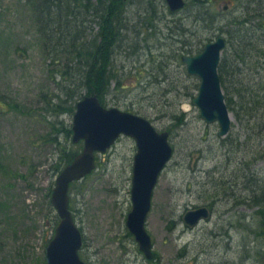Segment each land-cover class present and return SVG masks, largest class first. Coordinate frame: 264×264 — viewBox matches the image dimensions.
<instances>
[{
	"label": "rangeland",
	"instance_id": "obj_1",
	"mask_svg": "<svg viewBox=\"0 0 264 264\" xmlns=\"http://www.w3.org/2000/svg\"><path fill=\"white\" fill-rule=\"evenodd\" d=\"M219 1L215 6L221 22L218 28L224 33L217 27L197 32L191 23L183 29L184 36L196 33L195 38H185L193 45L205 37L222 36L226 46L221 58L226 61H235V50L247 56L249 68L237 71L235 62L229 68L237 72L235 84L240 81L242 85L224 84L232 137L225 140L219 136L217 123L203 122L191 104L198 79L184 74L175 62L168 61L166 80L161 79L158 87L112 92L106 107L131 111L148 119L158 131H169L174 153L159 176L145 221L152 242L151 261L139 252L125 227L131 209L133 140L120 137L97 157L95 170L75 182L70 189L71 209L82 232L79 255L85 264H264V223L254 214L255 206L245 205L251 197L249 187L264 179V126L259 127L252 110L245 112L238 96L254 94L260 100L264 96V63L256 62V55L264 51L259 40L264 34L260 25L264 0ZM224 6L228 9L223 10ZM33 18L26 0H0V264H45L56 215L48 204L49 190L56 178L59 152L68 142L62 130L71 126L73 116L63 112L68 104L63 103L55 114L45 105L52 93L63 100L65 96L49 77L53 69L42 55ZM159 18L158 27L171 38L175 29L165 30L164 23L172 27V22L188 16L167 11ZM243 21L238 31L231 29ZM233 35L242 37V44ZM165 42L160 39L161 44ZM138 61L137 66L145 62ZM133 62L120 55L124 87L129 85L124 75L132 71ZM236 139L241 148L234 146ZM68 146L74 149L75 145ZM231 183L239 184L237 191L231 190ZM259 184V192H264V183ZM231 193L233 202L225 201ZM203 206H208L211 217L193 228L185 227L182 216Z\"/></svg>",
	"mask_w": 264,
	"mask_h": 264
},
{
	"label": "trees",
	"instance_id": "obj_2",
	"mask_svg": "<svg viewBox=\"0 0 264 264\" xmlns=\"http://www.w3.org/2000/svg\"><path fill=\"white\" fill-rule=\"evenodd\" d=\"M219 3V0H187L183 10L171 13L164 0H26V4L30 6L31 13L34 15L42 55L53 69L49 77L65 96L63 100L59 94L52 93L50 99L45 101V105H50L51 111L55 114L62 109L63 103L68 104L67 108H63V112L72 115L75 103L86 96H95L100 104L106 107L107 97L114 91L158 87L162 82L161 79L166 80L168 61L175 62L180 65L179 67L184 68L181 57L200 53L206 42H210L216 36L215 34L212 37L202 38L193 45L191 42H186L185 38L189 39L193 36L195 38L196 33L184 36L183 26L191 23L197 32L217 27V31L224 33L222 28H218L221 22L218 20L215 6ZM247 5V2L243 3L244 7ZM167 11L173 15L188 16L187 20L183 18L172 22V27L169 26L170 22L164 23L165 30L175 29L172 31L171 38L163 34L162 27H158V23L162 21L159 15ZM260 17V25L264 27V13ZM245 23L246 21L240 22L231 29L238 31ZM232 37L242 44V37L236 35ZM160 39L166 40L165 44H161ZM259 40L261 46H264V34L259 36ZM156 41L159 43H154ZM194 49L195 52H193ZM236 52L238 50H235L236 55H233L237 65L248 64L246 54L239 55ZM120 55H123L126 61H134L130 67L132 71L124 75L129 83L126 87L122 85L119 76V72L125 70L124 64H118ZM256 56L257 63L260 61L264 63V51H259ZM139 58L145 60L140 64L142 66L136 64ZM235 61L220 59L218 75L223 93L224 84L227 82L237 86L242 85L240 81H236L235 84L233 78L237 72L229 69ZM138 67H142L143 71ZM184 74H186L185 68ZM242 94L238 96L243 106H246L245 112L252 110L255 121L259 122L260 128H263L264 110L260 106H264V96H261L260 100L254 97V94H249L248 97ZM226 97L227 94L224 93L226 106L229 108ZM56 99L59 101L58 104H52ZM244 129L249 135L247 129L245 127ZM62 131L68 142L59 152V163L55 166L54 176H57L81 149L80 143L75 146L71 143L70 125ZM70 143L74 149L67 147ZM260 182L264 183V179L261 178ZM258 183L255 184V191L254 186L249 187L251 197L247 198L245 205L255 206L257 210L254 214L264 223V192H259L261 184L258 186ZM74 186H76L75 182L70 185V189ZM48 204L52 213V206L50 202ZM71 206L70 197V209ZM57 222L58 218L55 215L52 233ZM254 233L261 235L260 232Z\"/></svg>",
	"mask_w": 264,
	"mask_h": 264
},
{
	"label": "water",
	"instance_id": "obj_3",
	"mask_svg": "<svg viewBox=\"0 0 264 264\" xmlns=\"http://www.w3.org/2000/svg\"><path fill=\"white\" fill-rule=\"evenodd\" d=\"M164 1L171 12L179 11L185 5V0ZM224 46V39L217 37L207 43L198 55L181 58L187 74L199 80L197 94L191 104L206 124L218 123L220 136L226 135L231 125L217 72ZM71 131V142L81 141L83 147L55 180L51 204L59 222L45 249L46 264H84L78 254L82 235L69 211V186L90 174L95 168L96 154L106 153L122 135L132 138L136 145L130 189L131 210L126 218V227L146 259H151L152 243L145 229V220L151 209L158 177L173 155L169 133L158 132L150 121L138 115L117 108H104L95 96L84 97L75 104ZM209 216V210L200 207L187 211L182 222L187 228H193Z\"/></svg>",
	"mask_w": 264,
	"mask_h": 264
},
{
	"label": "flooded vegetation",
	"instance_id": "obj_4",
	"mask_svg": "<svg viewBox=\"0 0 264 264\" xmlns=\"http://www.w3.org/2000/svg\"><path fill=\"white\" fill-rule=\"evenodd\" d=\"M247 57V56H246ZM236 60V59H235ZM235 63H236V66H237V61H235ZM248 63V62H247ZM239 66L237 67V70H239V69H242V67H246L247 66V68H249V64H246V63H244V64H238ZM244 65V66H243ZM230 133L231 132H229L227 135H225V136H223L224 138H225V140H227V141H229V138H231L232 136H230ZM243 143V142H242ZM231 144V143H230ZM238 145V147H242V144L240 143V141L239 140H235L234 141V146L236 147ZM244 145V144H243ZM213 174V173H212ZM230 187H231V190L233 189V191H237L238 190V188H239V184H235V183H231L230 184ZM254 191H255V184H254ZM227 197H228V200H225V201H230V202H233V201H231V200H233V199H235V195L233 194V193H231V194H228L227 195ZM242 200V199H241ZM241 200H239V201H241ZM239 201H235L233 204H235V203H237V202H239ZM238 205L240 204V202L239 203H237ZM210 210V209H209Z\"/></svg>",
	"mask_w": 264,
	"mask_h": 264
}]
</instances>
